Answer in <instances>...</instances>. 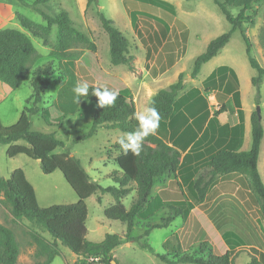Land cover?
Returning <instances> with one entry per match:
<instances>
[{
    "label": "trees",
    "instance_id": "obj_1",
    "mask_svg": "<svg viewBox=\"0 0 264 264\" xmlns=\"http://www.w3.org/2000/svg\"><path fill=\"white\" fill-rule=\"evenodd\" d=\"M17 1L24 2V0ZM50 1L52 0H36L34 5L47 4ZM90 2L91 0L88 2V6ZM213 2L218 6L232 29L213 39L208 44L206 51L196 58L191 78H196L202 66L216 57L230 42L233 33L239 30L247 44L250 66L257 72V76L252 79V85L256 88L259 102L264 67L251 55V45L244 28V24H246L244 19L247 11H251L254 5L264 2V0H213ZM230 8L239 9V14L236 17L233 16L229 11ZM130 9L131 23L134 28H137L140 17L154 21L159 29L154 32V38L159 45H161V40L166 39L170 25H178L184 28L180 21L175 20L173 6L168 2L162 0H130ZM40 13L47 22L46 25L38 24L21 14H18L17 18L21 27L34 37L42 39L44 45L49 44L52 27L56 25L58 32L53 53L60 59L67 63L74 62L76 55L71 54L70 50L80 45L85 46L88 51L96 52L97 46L91 36L76 29L67 12L61 11L53 16L42 11ZM99 19L109 38L111 64L113 66L127 65L130 70L135 71V57L130 56L128 39L103 13L99 12ZM142 23L144 27H152L145 19L142 20ZM146 31L148 30L146 29ZM139 35L143 45L147 47V40L141 33ZM260 42L264 51V26L260 32ZM155 50L157 51V48ZM148 51H150L149 48ZM88 57L92 63L91 76L97 84L90 85L88 96L80 97V100L98 102V98L92 94V89L97 86L118 90L120 95L113 106L102 108L98 107L97 103L92 128L80 140L93 137L100 128L117 129L123 133L135 131L137 121L133 118V113L137 110L131 89L119 79L113 78L107 81L106 74L97 64V57L92 55H88ZM38 58L32 40L27 34L15 29L0 30L1 83L11 89L19 88ZM85 64L89 66L88 63ZM40 72L41 69H37L34 75H40ZM41 74L44 75L42 72ZM49 74L52 75V73ZM222 76L227 77V81L223 86V93L216 94L220 109L214 118L229 112L222 102L229 95H233L238 105L240 124L236 130L241 131L239 136L241 142L244 119L237 74L233 69L222 66L215 70L207 78V81L211 82ZM183 81L184 76L181 74L175 84L160 90L151 99V102H154L152 106L156 107L160 114V125L155 135L148 136L142 142L140 155L137 156L131 152L125 154L120 144H116L117 156L114 162L120 170L118 174H121L113 179L118 187L102 188L98 183L91 180L80 161L74 156L71 157L69 150L62 154L54 153L58 148L64 147L54 134L31 131L30 116L40 112L39 105L43 101L42 90L48 85V83L40 82L36 78L33 79L34 93L27 101L28 104L32 103L33 105L25 107L18 122L11 127L3 126L0 120V144L9 146L7 155L10 158L26 155L32 160H39L42 170L46 174L60 171L78 197L75 204L41 208L35 189L22 169L14 170L7 179L0 176V206H6L14 219H26L37 227V229L30 228L28 231L30 239L37 246V257L42 258L35 264H52L56 257L62 255L60 245L68 247L76 256L77 259L72 264H113V262L119 264L114 257V250L131 241L138 242L141 248L152 252L149 244H142L140 240L147 238L152 230L168 228L178 218L186 221L196 206L205 201L208 190L219 177L234 181V185L240 186L236 194L246 208L252 210L248 198L251 199L254 206L258 207L257 218L264 234V182L258 169L264 129L261 118L256 111L251 117L252 144L248 151H239L240 148L234 150L224 148L213 153L208 162L210 171L196 179H189L190 182L186 185V193L181 190L179 201L175 203H164L159 195L153 197L154 186L161 179L176 175L183 167L184 160H182L181 153L168 144L167 129V122L175 112L176 98L184 89ZM67 109L68 107L65 105L61 107L63 111H67ZM45 112L47 114L50 111ZM18 141H25L28 146L12 145ZM187 182L184 181V183ZM133 191H135V197L131 207L127 209L123 200ZM98 192L102 195L110 194L114 198L115 203L105 210V216L109 220L123 223L126 227V234L124 236L107 235L103 242L96 244L87 240L88 208L86 201ZM165 209L168 210V215L160 223H148V225L146 223L147 230L142 236L136 239L131 236L138 221H148ZM198 211L195 210L198 220L210 232L216 234L205 216ZM45 233L49 235V238L44 236ZM223 239L227 247L222 245V254L213 251L208 243L202 242L193 253L177 252L171 255L166 252L163 255H157V257L163 264H235L233 251L243 246V241L234 232H226ZM164 248L166 251L168 250L165 244ZM19 255L20 246L14 231L0 223V264H17ZM249 256L250 260L247 264H264L260 255L250 254ZM92 257L99 258L100 263L90 262L89 259Z\"/></svg>",
    "mask_w": 264,
    "mask_h": 264
},
{
    "label": "rangeland",
    "instance_id": "obj_2",
    "mask_svg": "<svg viewBox=\"0 0 264 264\" xmlns=\"http://www.w3.org/2000/svg\"><path fill=\"white\" fill-rule=\"evenodd\" d=\"M35 1H17L15 10L42 25H46L47 22L41 15V11L49 16L65 11L74 22L76 29L91 36L97 50L94 53L88 51L85 46H77L70 50L71 54L76 55V60L67 63L53 53L58 32L56 25L52 27L49 44L44 45L42 39L34 37L23 29L16 17L1 24L0 30L15 29L27 34L39 56L19 88L11 89L0 82L1 123L5 127L15 125L25 107L33 105L27 102L34 93L33 79L48 83L42 90L43 101L39 105L40 112L30 116L31 131L54 134L64 145L63 148H58L55 154H62L69 150L71 157L74 156L80 161L92 181L102 188L118 187L113 179L121 174H118L120 170L114 162L117 152L115 146L123 132L117 129L100 128L93 137L80 140L92 128L93 115L98 103L87 100H79L77 103L73 93L77 82L87 81L89 85L97 84L91 76L92 63L88 55L99 59V66L106 73L107 81L113 78L119 79L132 90L136 97L137 111H141L147 105L146 91L149 86L156 89L163 85L161 88L165 89L168 87L169 79L177 70L185 69L186 73L191 72L196 58L206 51L208 44L218 36L229 32L232 26L213 0H162L173 6L176 20L178 19L184 25V28L176 25L172 32V39L183 41L185 49L176 53L177 61H179L177 68L155 85L146 75V60L150 58L142 45L139 33L150 43L155 40L154 32L159 29L154 21L143 17H140L137 28L132 26L130 0H91L89 6L90 0H52L42 5H34ZM229 11L235 17L240 12L237 8H230ZM99 12L112 20L114 26L128 39L129 53L135 57V71L130 70L127 65L113 66L111 64L109 38L102 28ZM144 19L152 27H144L142 23ZM244 20L246 22L244 28L251 45V55L264 67V51L260 42V32L264 26V2L254 5L251 11H247ZM85 63H88L90 67L88 65L87 67ZM220 65L236 69L240 76L244 101L249 105H254V111L257 112V109H260L264 129V79L258 102L257 91L249 82V79L257 76V72L250 66L247 44L239 30L233 33L230 42L215 59L203 65L197 78V84L207 79L212 70ZM37 69H41L44 75L40 72V75L35 76ZM140 70L144 72L142 75H140ZM190 79V77L187 79L184 77V86L192 83ZM64 105L68 107L67 111L61 110ZM47 110L50 112L46 114ZM262 141L258 169L264 180V139ZM12 145L28 146L25 141H18ZM8 148V145L0 144V176L7 179L14 170L22 169L35 189L41 208L71 205L78 201L76 193L60 171L46 174L39 160H32L26 155L10 158L7 155ZM217 195L211 192L206 205L198 209L200 214L202 212L206 214L207 218H205L217 235L210 232L194 213L186 221L178 218L168 228L152 230L147 238H142L140 243H148L152 252L141 248L138 242L131 241L116 248L115 259L119 264H163L157 255H163L166 252L171 255L177 252L190 254L202 242L208 243L213 251L222 254L223 246L227 247L223 235L226 232L235 231L243 241V246L233 251L235 264H247L250 254L260 255L264 263V234L257 218L258 207L254 206L250 198L247 200L252 205V210L245 209V205L243 206L231 195H224L219 199ZM134 197L135 191L123 200L127 209L131 207ZM114 203L115 200L110 194L102 195L99 192L86 201L88 208L86 227L89 242L98 244L103 242L107 235L124 236L126 234V227L123 223L109 220L105 216V210ZM167 215L168 210L165 209L148 221H138L131 236L135 239L139 238L147 230L148 223H160ZM0 223L11 228L15 233L20 246L17 264H35L42 260L37 257V246L28 235L30 228L37 229V227L26 219H14L6 206H0ZM44 236L49 238L47 233ZM163 244L168 249L167 251L163 248ZM60 248L62 255L56 257L52 264H72L76 261V256L68 247L60 245ZM113 264L116 263L113 262Z\"/></svg>",
    "mask_w": 264,
    "mask_h": 264
},
{
    "label": "crops",
    "instance_id": "obj_3",
    "mask_svg": "<svg viewBox=\"0 0 264 264\" xmlns=\"http://www.w3.org/2000/svg\"><path fill=\"white\" fill-rule=\"evenodd\" d=\"M17 3V0H0V25L11 21L12 18H17L18 14H20L17 10H15ZM174 18L175 20L177 18L175 11ZM175 27L176 25H170L167 37L166 39L161 40V45H159L156 39L153 42H147V47L141 43L144 46L147 55H149L148 57L150 58L149 60L148 58L146 60V75L152 79V84L156 85L163 81L164 77L176 69L179 64V61H177L176 58V53H180L183 48L185 49V46L183 41L172 39V32ZM148 48L150 51H148ZM156 48L157 51L155 50ZM213 59H215V57ZM97 64L99 65V59ZM222 66L226 65H220L214 68L209 76ZM227 67L235 71L240 86L241 110L243 111L244 119V131L241 142L239 141L241 131L236 130L240 124L238 105L236 104L233 95H229V97L222 102L229 112L214 118V115L220 109V104L218 103L216 94L223 93V86L227 81V77H217L211 82H208L207 79H205L204 81L197 84V78L199 75L192 79V71L186 73L185 69H179L168 81L169 87L175 84L178 81L179 76L182 74L185 79L190 77V82L192 81V83L190 85L184 86V89L180 91L176 98L175 112L171 119L167 122L168 144L181 153L184 163L180 172H178L176 175L161 179L154 186L152 194L153 197L158 195L161 196V199L164 203H175L179 201L181 190L186 193V185L189 184V179H196L200 175L207 174L210 171V168L208 167L209 159L216 151L224 148L233 150L240 148L239 151H248L251 148V117L254 113V105L245 103L241 88L240 76L234 67ZM143 73L144 72L140 70V75ZM253 78L249 79L251 85ZM162 86L156 87V89H152L150 86L148 87L146 91L147 104H149L151 99L160 90H163V88H161ZM134 101L137 110L135 96ZM184 181L188 182L184 183ZM239 188V185H234V181L224 180L222 177H219L208 190L205 201L202 204L196 206V208L190 213L189 218L195 213V210L199 209L200 206L206 205L211 192L217 193L218 199L224 195H231L240 201V203L244 206L243 202L236 196V192L239 190ZM244 208L246 209L245 206ZM202 214L207 218L204 212H202ZM234 233L236 232L234 231ZM114 253L115 252H113V254Z\"/></svg>",
    "mask_w": 264,
    "mask_h": 264
},
{
    "label": "clouds",
    "instance_id": "obj_4",
    "mask_svg": "<svg viewBox=\"0 0 264 264\" xmlns=\"http://www.w3.org/2000/svg\"><path fill=\"white\" fill-rule=\"evenodd\" d=\"M89 87L87 81L77 82L73 88L77 103L80 97L88 96ZM92 94L98 98V107L102 108L113 106L120 95L118 90H110L104 86L94 87ZM153 103L150 101L141 111L134 112L133 118L137 121V128L135 131L125 132L119 137L118 143L125 154L131 152L134 155H140L142 142L145 138L156 134L161 117L156 107L152 106Z\"/></svg>",
    "mask_w": 264,
    "mask_h": 264
},
{
    "label": "built area",
    "instance_id": "obj_5",
    "mask_svg": "<svg viewBox=\"0 0 264 264\" xmlns=\"http://www.w3.org/2000/svg\"><path fill=\"white\" fill-rule=\"evenodd\" d=\"M89 261L90 262H95V263H100V259L99 258H95V257L94 258L93 257L90 258Z\"/></svg>",
    "mask_w": 264,
    "mask_h": 264
},
{
    "label": "water",
    "instance_id": "obj_6",
    "mask_svg": "<svg viewBox=\"0 0 264 264\" xmlns=\"http://www.w3.org/2000/svg\"><path fill=\"white\" fill-rule=\"evenodd\" d=\"M183 84H185V83H183ZM257 113H258V116L261 117L260 116V109L259 108L257 109Z\"/></svg>",
    "mask_w": 264,
    "mask_h": 264
}]
</instances>
